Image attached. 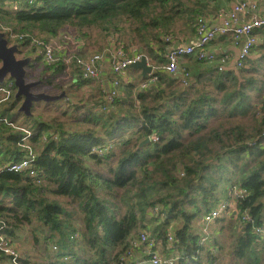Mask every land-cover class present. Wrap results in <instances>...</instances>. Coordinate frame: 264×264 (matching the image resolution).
Here are the masks:
<instances>
[{
	"label": "trees",
	"instance_id": "16d2710c",
	"mask_svg": "<svg viewBox=\"0 0 264 264\" xmlns=\"http://www.w3.org/2000/svg\"><path fill=\"white\" fill-rule=\"evenodd\" d=\"M17 1L18 8L12 10L8 0H0V23L50 36L67 25L83 34L95 28L106 40L119 37L123 50L135 43L142 46L145 52L141 53L156 64H151L153 68L157 67L152 73L156 81L149 86L120 84L117 80L119 92L107 110L98 109L101 100L88 107L86 103L78 105L87 110L79 122L83 129H67L60 123L51 130L34 116L32 106V114L24 116L25 122L30 121L21 126L29 136L16 125L13 116L18 114H11L21 101L20 96L15 97L13 80L0 83L1 94L10 83L8 94L0 99V235L14 247L17 233L34 225L33 235L42 233L46 247L43 259L19 255L17 262L114 264L129 248L135 232L149 228L147 233L157 243L155 248L158 240L162 253L176 257L173 264H202L201 254L210 251L198 241L202 217L236 185L246 194L236 201L235 214L213 222L218 226L214 233L223 230L225 221L233 222V264H264V238L253 229L264 224V96L253 100L255 87L248 88L253 77L243 76L244 70L253 72L256 67L245 68V60L238 69L217 71L213 66L188 64L192 60L206 64L191 56L174 73L158 68L165 63L171 39L178 36L179 21L194 31L195 17L203 8L201 0ZM183 71L189 74L186 84L180 82ZM149 77L146 75L142 82ZM133 108L138 110L133 112ZM98 125L101 132L96 134L91 128ZM118 132L124 136L114 142ZM153 133L157 134L156 141L139 145ZM38 143L32 161L34 174L4 169ZM122 143L135 147L119 152L112 174L92 167L113 155L112 150L95 153L93 149ZM159 185L166 193L162 194ZM129 187L136 188L135 203L140 210L146 199L150 201L140 217L134 204L129 203L120 213L118 204L106 198L114 189ZM146 189L159 195L157 200L154 194L148 197ZM68 201L75 202L82 212V228L74 225L66 207ZM243 212L253 218V223L241 220ZM169 228L172 246L167 244ZM35 242L39 243V238ZM205 258L206 264L218 259ZM0 264H13L12 256L1 249Z\"/></svg>",
	"mask_w": 264,
	"mask_h": 264
},
{
	"label": "rangeland",
	"instance_id": "374dc122",
	"mask_svg": "<svg viewBox=\"0 0 264 264\" xmlns=\"http://www.w3.org/2000/svg\"><path fill=\"white\" fill-rule=\"evenodd\" d=\"M211 1L217 3L216 2L217 0H211ZM201 3H203V0H201ZM176 28H177L176 32H178V36H182L183 33L187 34L191 32L190 27L184 26L183 24H181V21H179V24L177 25ZM0 30L4 32L5 38L8 40L9 44H17L19 48V51L17 52V58H23L27 56L31 58V63H30L31 66L27 67L26 69V80L27 81L39 80L41 82L40 85H38L33 89L34 92H44L51 95H58L62 91H64L65 93L64 94L65 96H63L58 100H55L54 103L41 102V101L33 103L32 112L34 116L47 123L49 126H51V128H49L51 130L56 129L57 125L60 123H63V126H65V128L67 129H71V128L83 129L80 127L79 122H81L82 117H84V114L87 112L86 108L84 109L79 108L78 105H73L74 103L69 104V100H68V98L71 97V99H73L75 103H80L81 100H84L86 98L80 90H75L74 92H72L71 88L67 85L68 83L71 82V76L74 74H78L79 71L77 68H75L76 66L74 59L76 57H80V58L88 57L92 54H101L102 56L108 54L109 58L111 59L112 56H115V54L118 52L116 50L118 49L123 50L122 49L123 43L121 39L118 37V38H111L106 40L107 38H103V35L100 34L98 30L95 28L87 29L85 30L86 33L83 34L82 33L83 31H78L75 27L70 25H67L64 28H62L60 32L55 36L40 34L38 33V31L30 32L27 29L22 30L20 27L12 28L10 26H6L3 23H0ZM260 35H259L258 43L255 47H253L252 51L253 52L257 51L260 54L261 58L260 56H255L252 54L250 56L251 58H254L252 61L257 59V61L259 62V64L256 67V71H253L256 73H253L251 69L244 70L243 73L244 74L243 76L245 77L251 76L249 75V73H253L252 75L253 79L250 80L253 83L255 82V84L252 83L251 86H249L248 88L255 87V89L252 90H254V93L257 97L260 96L261 94H264V39ZM36 42H40L42 44L51 46L55 51L56 58L60 56L61 60L53 65L44 64L41 57L43 50L41 47L36 45ZM125 43L127 44L126 40ZM131 50H136L135 53L142 51L145 52V50L142 49V46L138 47L137 43L127 47L126 50L124 49L123 51L128 53ZM151 64L153 63L151 62ZM249 64L250 62L247 61L245 64V68L249 67L250 65L252 66V63L250 65ZM248 71L251 72L247 73ZM127 73L128 74L136 73V75L138 76V80H141L142 76L139 70L133 71L131 69H128ZM118 76H115V78L119 80ZM140 83L141 82H139V84ZM91 93H92L90 96L91 103L99 102V100L102 99V88H100V85L98 84L97 81H92ZM7 94L8 92L5 95ZM100 97L101 99H99ZM253 98L256 99V97ZM137 110H138L137 108L132 109L133 112H136ZM21 114L23 115L22 112L18 113V115ZM9 118H11V116H9ZM25 123H26L25 118L19 117V120H17L16 125L18 127H21L24 126ZM100 126L101 125L93 127L91 128V130L93 129L95 133L98 134L101 132ZM21 129L23 131L24 128L21 127ZM26 131L29 132L28 130ZM26 131L23 132L26 133ZM122 133L123 132L117 133L116 138H114V142L117 139H119L117 137L121 138L122 136H124V134ZM38 145L39 143L37 145L35 144L32 145L33 147L31 146L32 147L31 149L37 151ZM126 145L127 144H123V143L122 145L121 144L111 145V147L108 150H112L113 155L109 156L108 158H104L100 164L92 167L95 170L99 169L100 172L103 174H112V169L116 168L118 165L119 152L125 151L127 150V148L134 149L135 147L133 143H130L127 146ZM186 160L187 159H185V161ZM155 178L156 180H160L159 175H156ZM158 188L162 190V194L166 193L167 191L165 188H163L160 185L158 186ZM133 189L136 188L129 187L128 189L127 188L114 189L110 195L108 194L106 195V198L109 199V201L112 203L116 202L119 206L120 213H123L126 210L127 205L129 203L134 204L136 206L135 202H137V199L134 196ZM146 192H148V189H146ZM152 194L154 193L148 192V197H151ZM158 196L159 195L154 194L153 198L157 200ZM149 202L150 201L148 199L144 201V207L142 208V210H140L136 206L137 209L140 210L139 217L142 214H144V212H146L145 211L146 208L148 207V205H150ZM66 207L69 210V212L72 213V221L74 225L78 228H82V212L78 208L77 204L75 202L68 201L66 203ZM227 215L228 214L224 216L226 217ZM157 217L159 218L160 221H162V215L159 214L157 215ZM222 224H223V228H222L223 230L220 233H214V231L218 228V226L213 223L211 227H209L211 232L210 241L207 242L206 244L200 243V245H202L205 248V250L206 249L210 250L207 251L205 255L203 253L201 254L202 264H206L208 262L205 256H214L218 258L215 260L213 264L234 263L232 256V249H230V228L233 227V222L230 224V222L225 221ZM169 225L173 226V223H170ZM33 226L24 227L22 230H20L17 233L18 234L17 239L14 238L15 240H13L15 245L14 248L17 250L18 254L20 255H25V257L34 260L35 259L41 260V258L43 259V256L41 257V254L43 253L46 247L42 239L43 238L42 233L36 231L33 235L32 232ZM143 230L144 231L148 230L147 231L148 233L150 232L149 228H147V230L145 229ZM194 234H198L197 229H194ZM200 235H201V231L199 230V237ZM35 238H39V243L35 242ZM156 241L161 243L158 240ZM159 243L157 246L161 253H158V255H160L162 258L173 256V255L167 256L166 253H162L163 252L162 247L160 246ZM252 264L254 263L252 262Z\"/></svg>",
	"mask_w": 264,
	"mask_h": 264
},
{
	"label": "built area",
	"instance_id": "2783aa9c",
	"mask_svg": "<svg viewBox=\"0 0 264 264\" xmlns=\"http://www.w3.org/2000/svg\"><path fill=\"white\" fill-rule=\"evenodd\" d=\"M7 4L12 10L18 8L19 2L17 0H8ZM260 7L255 0H239L235 2L231 7H218L214 23H210L203 15H198L194 20V33L195 39L193 42L184 45H169L165 52V63L159 66V69H163L168 73H174L178 70L181 58L194 56L197 60L206 63H216V70L223 71L229 69H238L243 66L248 54L253 46L256 44L259 31L264 32V16H259ZM220 36H231L234 46L238 45L241 41L238 54L235 55L232 63H230L232 54L230 52L221 53L216 52L209 48V44L215 41ZM166 40L168 38L166 37ZM36 45L41 47L42 59L46 65L56 64L61 60L59 56L56 58L54 49L46 44L36 42ZM115 56L110 59V70L114 74H120L124 70L129 68V65L135 63L142 58L146 59V62L151 65L147 56H144L141 52H136L130 56L124 55L119 49ZM103 56L101 54H92L88 57L74 59L75 66L79 70L81 76L84 79L92 80L97 79L100 73V64ZM157 69L155 67L153 71ZM151 71L148 73L150 76L148 80L141 82V86H149L156 81ZM188 72H184L181 76L180 82L182 84L187 83ZM118 81L113 80L109 86H102V99L99 104V110H107L113 103L114 98L117 96ZM10 83H8V86ZM6 87V88H7ZM4 88L5 94L9 92ZM26 131L25 129H23ZM27 136L30 132H27ZM264 134V133H263ZM149 140L156 141L157 134H151L148 136ZM110 148L109 144L100 146L93 149L95 153H103ZM92 151V152H93ZM36 154L30 148L27 154L18 161H12L7 164L4 169L10 172H21L28 170L29 174H34L32 161ZM246 194V190L240 188V186L233 185L229 188L227 198L219 201L215 207L206 212L202 217L201 223V235L199 237V243L204 244L208 241L210 232V225L215 222L216 219L223 215L230 214L231 210L236 208V201L243 198ZM241 220L253 223V218L246 212L241 215ZM254 232L261 238H264V224L253 227ZM136 236L129 240V248L119 254L118 260L114 264H173L176 257L162 258L158 255L159 251L155 248L156 242L152 240L144 230H137ZM9 239L0 235V249L6 254L12 256L13 264H19L17 262L18 254L17 250L10 246ZM173 241L172 230L169 228L167 232V244L170 246ZM54 247V246H53ZM135 251H141L144 257L141 259H134L133 253Z\"/></svg>",
	"mask_w": 264,
	"mask_h": 264
},
{
	"label": "crops",
	"instance_id": "0c3cea01",
	"mask_svg": "<svg viewBox=\"0 0 264 264\" xmlns=\"http://www.w3.org/2000/svg\"><path fill=\"white\" fill-rule=\"evenodd\" d=\"M237 1H239V0H217L216 1L217 3H214L211 0H205V3H204V0H203V8H202V11H201V15H203L210 23H214L216 21L215 14H216V11H217L218 7H231ZM255 1L258 3V5L260 7V10H261L260 13H258V15L259 16H264V0H255ZM190 29H191V32H189L187 34L183 33L182 36H178V37H176V39H171V43L170 44L171 45H184V44H188V43L193 42L196 37H195V33H194L193 29L192 28H190ZM259 35L262 36V38L264 39V32L262 30H260L259 34L257 36L256 44L253 47H255L257 45L258 40H259ZM240 44H241V41L238 43V45L234 46L231 36H220L215 41H213L212 43L209 44V48L215 50L216 52H221V53L230 52L232 54L230 63H232L235 55L238 54V50L240 48ZM252 49L250 51V54H248V56L246 58V62L248 61V62H250V64L252 63L251 67H253V66L257 67L259 62L257 61V59L252 61L254 58H251L250 56H251V54L255 55V56H260V54L257 51L253 52ZM135 51L136 50H131V51H129V54L132 55V54L135 53ZM189 57H191V56H189ZM189 57L181 58L180 64L183 65V63L186 61L185 59L189 58ZM194 58L195 57H193L192 59H194ZM260 58H261V56H260ZM109 62H110V58H109L108 54H105V56H103L101 64H100V73H99V76H98L97 79H92V80L89 79L88 81H85V82L79 84V82L83 81V79H84L81 76L80 72L78 71V74H74V75L71 76V82L68 83L67 85L71 88L72 92H74L75 90H80L84 94V96L86 98L84 100H81L80 103H75L74 100L71 99V97H70V98H68L69 104L70 103L71 104L74 103L73 105H81V104L86 103V106L88 107L90 104H92L91 103V99H90V96L92 94L91 93L92 81H97L98 84L100 85V88H102V86H109V84H111V81H113V79L114 80H118L117 78H115L114 73L111 72L110 63ZM149 62H150V59H149ZM188 62H191V61H188ZM153 64H155V63H153ZM188 64H195L198 67H200V66H208L207 68L212 67V66L216 67V63L215 62L214 63H206V64H202V63L198 64L197 62L192 60V62L188 63ZM29 66H31V64ZM230 66L231 65H228L227 67L230 69ZM203 68H205V67H203ZM128 69H131L133 71L139 70V69L132 68V67H129ZM128 69L124 70L125 72L121 73L120 75L118 74L119 76L116 74L118 76L119 80H120V83L122 82V83H133V84L137 83L138 84L139 82H142V79L146 75H148V74H146L145 76H143L141 74V76H142L141 80H138V76L136 75V73H132V74L131 73H129V74L127 73ZM139 71L141 73V70H139ZM152 71H153V67H152ZM253 73H256V72H253ZM253 73H250L249 75L252 76ZM251 95H252V99L253 100H256V99L259 98V97H257L255 95L254 90H252ZM262 96H264V94H261V97ZM1 97H2V94H0V99H1ZM253 97H256V99H254ZM52 102L54 103V101H52ZM14 113L18 114L19 112L17 110L11 111V114H14ZM24 116L22 114L21 115L14 114L13 118H15L16 122H17V119L19 120V117H23L24 118ZM29 121L30 120H26V123H28ZM33 151L35 152L36 150L33 149ZM35 154H36V152H35ZM225 195H223V196H225ZM230 214H235L233 209L231 210ZM211 225H210V227H211ZM210 236H209V239H208L207 242L210 241V239H211ZM206 243H204V244H206ZM156 249H158V247ZM133 257H134V259H141V258L144 257V254L141 251H135L133 253Z\"/></svg>",
	"mask_w": 264,
	"mask_h": 264
},
{
	"label": "water",
	"instance_id": "95a60500",
	"mask_svg": "<svg viewBox=\"0 0 264 264\" xmlns=\"http://www.w3.org/2000/svg\"><path fill=\"white\" fill-rule=\"evenodd\" d=\"M19 50L17 44H9L5 38L4 32L0 30V83L5 79H12L16 87L15 96H20L22 101L17 109L23 115L28 116L31 114L30 108L32 102H52L64 96V91L58 95H51L44 92H34L33 89L41 84L37 81L26 80V69L31 63L29 56L17 58V51ZM129 67L141 70V74L145 76L152 71V67L146 63V59L132 63ZM149 138H144L140 142V146L149 142Z\"/></svg>",
	"mask_w": 264,
	"mask_h": 264
},
{
	"label": "flooded vegetation",
	"instance_id": "af4514ba",
	"mask_svg": "<svg viewBox=\"0 0 264 264\" xmlns=\"http://www.w3.org/2000/svg\"><path fill=\"white\" fill-rule=\"evenodd\" d=\"M18 51H19V50H18ZM18 51H17V52H18ZM16 55H17V54H16ZM5 80H6V79H5ZM5 80H4V81H5ZM4 81H3V82H4ZM3 82H2V83H3ZM15 97H16V96H15ZM21 101H22V98H21ZM21 101H20V103H21ZM20 103H19V105H20ZM32 104H33V102H32ZM19 105H18V107H19ZM18 107H17V109H18ZM31 107H32V105H31ZM17 109H16V110H17ZM30 111H31V108H30Z\"/></svg>",
	"mask_w": 264,
	"mask_h": 264
},
{
	"label": "bare ground",
	"instance_id": "6f19581e",
	"mask_svg": "<svg viewBox=\"0 0 264 264\" xmlns=\"http://www.w3.org/2000/svg\"><path fill=\"white\" fill-rule=\"evenodd\" d=\"M119 83H120V81H119ZM121 84V83H120Z\"/></svg>",
	"mask_w": 264,
	"mask_h": 264
}]
</instances>
